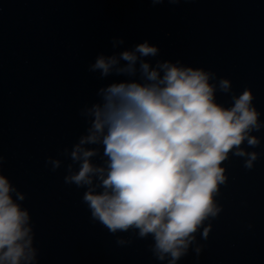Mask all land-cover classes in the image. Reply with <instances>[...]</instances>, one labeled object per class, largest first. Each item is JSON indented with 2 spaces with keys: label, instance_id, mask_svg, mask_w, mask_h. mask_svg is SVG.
<instances>
[{
  "label": "clouds",
  "instance_id": "clouds-1",
  "mask_svg": "<svg viewBox=\"0 0 264 264\" xmlns=\"http://www.w3.org/2000/svg\"><path fill=\"white\" fill-rule=\"evenodd\" d=\"M124 43L123 37L111 40L113 49ZM158 55V46L148 41L99 53L89 72L126 79L98 89L99 101L80 109L85 132L60 151L64 159L49 156L45 165L53 172L64 167V183L86 189L82 201L93 222L112 234L151 237L153 256L178 264L190 249L200 256L204 246L197 233L206 240L211 220L223 210L217 197L228 182L224 162L235 156L245 169L254 168L260 153L244 145L260 146L253 133L264 122L251 89L237 95L230 79L211 70L146 59ZM217 91L231 96L230 106L217 102ZM4 162L0 155V264H38L34 225L22 206L26 194L4 175Z\"/></svg>",
  "mask_w": 264,
  "mask_h": 264
}]
</instances>
